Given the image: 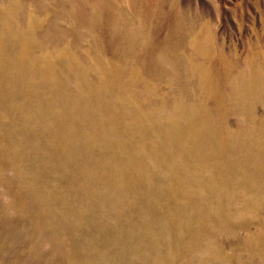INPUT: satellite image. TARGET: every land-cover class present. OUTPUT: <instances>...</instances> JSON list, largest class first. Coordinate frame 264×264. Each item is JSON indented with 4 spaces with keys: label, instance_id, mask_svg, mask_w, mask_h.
Listing matches in <instances>:
<instances>
[{
    "label": "rangeland",
    "instance_id": "1",
    "mask_svg": "<svg viewBox=\"0 0 264 264\" xmlns=\"http://www.w3.org/2000/svg\"><path fill=\"white\" fill-rule=\"evenodd\" d=\"M0 264H264V0H0Z\"/></svg>",
    "mask_w": 264,
    "mask_h": 264
}]
</instances>
